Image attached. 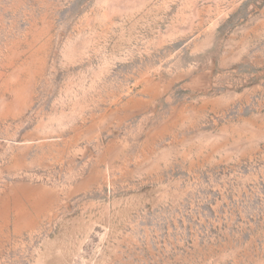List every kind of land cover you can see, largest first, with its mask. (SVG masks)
Returning <instances> with one entry per match:
<instances>
[{
  "label": "rangeland",
  "instance_id": "rangeland-1",
  "mask_svg": "<svg viewBox=\"0 0 264 264\" xmlns=\"http://www.w3.org/2000/svg\"><path fill=\"white\" fill-rule=\"evenodd\" d=\"M0 264H264V0H0Z\"/></svg>",
  "mask_w": 264,
  "mask_h": 264
}]
</instances>
